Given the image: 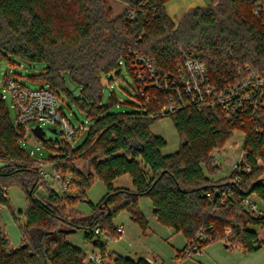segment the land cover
I'll use <instances>...</instances> for the list:
<instances>
[{
  "label": "trees",
  "instance_id": "trees-1",
  "mask_svg": "<svg viewBox=\"0 0 264 264\" xmlns=\"http://www.w3.org/2000/svg\"><path fill=\"white\" fill-rule=\"evenodd\" d=\"M112 1L0 0V60L11 63L17 57L44 63V70L29 78L39 87L48 86L57 97L60 91L70 93L66 78H71L81 89L74 101L89 121L87 137L78 146L36 137L55 150L42 161L21 145L25 131L11 119L3 97L9 75L0 78V205L9 206L7 188L13 184L30 198L19 245L11 244L0 225V264H95L68 241L63 225L75 231L83 228L102 253V264H154L108 253L101 241L103 233L109 238L117 235L113 220L123 209L146 231L140 196L151 198L160 223L186 237L176 255L179 261L220 240L227 247L241 243L249 251L263 248L264 210H252L244 201L254 195L264 202V111L240 121L228 120L221 109L206 105H189L167 114L179 133L180 146L165 155L167 140L151 130L161 117L153 115L164 107V92L148 88L139 93L131 55L149 57L162 76L175 75L185 55H197L216 89L250 71L262 73L264 28L253 13L260 0H210L207 6L188 9L178 22L166 10L169 0H125L129 7L120 14L114 13ZM131 8L133 19L128 14ZM122 64L136 83L140 110L114 111L119 101L113 91L109 102H103V78ZM61 112L65 115L62 108ZM238 130L246 134L243 149L252 169L217 180L210 176L220 168L213 151L222 150ZM81 160L89 161L93 171L84 175L76 168ZM39 162L50 163L54 172L63 175L75 173L78 194L60 195L51 189L46 197L36 198L37 187H47ZM94 174L105 181L107 193L93 204L90 215L78 214L72 205L86 195ZM125 174L132 178L133 189L115 186ZM224 188L234 196L223 198ZM97 227L102 233L95 232Z\"/></svg>",
  "mask_w": 264,
  "mask_h": 264
},
{
  "label": "rangeland",
  "instance_id": "rangeland-1",
  "mask_svg": "<svg viewBox=\"0 0 264 264\" xmlns=\"http://www.w3.org/2000/svg\"><path fill=\"white\" fill-rule=\"evenodd\" d=\"M210 0H169L166 4V10L168 14L178 22V19L190 8L207 6ZM128 2L125 0H113L112 7L115 14L122 13L128 6ZM46 65L40 62L29 63L17 57H13L11 63L6 58L0 60V78L3 81L7 75H11L16 78H20L24 84L29 87L36 88L40 85L29 78L33 74H38L44 70ZM121 74H117V72ZM103 102H109V95L113 91L119 101L118 106H113L114 111L126 110L137 111L142 107L139 106L141 101L137 102L136 96V83L133 76L128 71L124 64L121 65L110 75H106L103 78ZM66 85L70 91H60L58 96L59 105L62 108L63 113L73 126L79 128L82 123L87 121L86 113L83 112L78 105H76L74 98L81 96V89L71 78H66ZM135 101L139 104H133ZM6 106L9 110L11 119L17 121V110L13 106V102L10 95L6 96ZM37 126L36 124L31 127ZM45 139L47 142H62L69 139L63 135L58 123H49L42 125ZM56 129V131H54ZM151 130L157 135L163 136L167 140V145L163 149V154L168 155L178 150L180 146V136L174 125V121L170 116H161L155 120L151 125ZM238 131H236L233 137L226 143L225 147L215 154L217 163L220 164V168L217 172L210 174L215 179H222L230 176L233 172L232 162L238 158V155L242 149V142L236 137ZM87 137V130L79 131L75 137L70 141L73 146L82 144ZM21 145L28 150L36 154V157L42 161L49 159L51 155L55 154L53 148H49L46 145L39 143L35 137L30 133L25 135V138L21 140ZM39 147V148H38ZM78 168L84 175L93 171V168L89 161L81 160L76 163ZM44 170L47 171L52 177L55 172L50 163L44 164ZM208 174V173H207ZM73 178V181L69 189H64L62 185L53 178H45L47 187L39 186L34 192L36 198L46 197L49 190L54 189L56 193L60 195H77L78 181L77 175L67 174ZM80 178V177H79ZM53 186V187H52ZM116 187H125L133 189L132 178L129 174L122 175L115 181ZM107 193V186L105 181L98 175H93L92 184L88 187L86 195L83 198H78L73 203V210L78 214L90 215L93 212V204L97 205L99 201ZM7 196L9 198V206L0 205V225L4 232L7 234L12 245H19L21 238V228L25 222L26 211L30 205V198L27 192L17 184L10 185L7 188ZM257 210H264V202L257 196L253 197ZM138 204L141 212L148 221L147 231H144L142 226L133 219L132 214L127 210H121L113 220V224L124 223L125 232L124 239L108 237L105 233L101 235V241L106 244L108 253H121L127 254L135 250L137 247H144L148 249L152 254L158 257L163 264H264V247L257 250H246L243 244H233L227 247L225 241H216L208 244L202 250V252L190 256L180 262L177 259L178 249L182 250L186 244V237L182 232H176L172 227L163 225L158 221L153 211V203L150 197L140 196ZM15 213V217L13 215ZM61 228L69 230L67 226L63 225ZM261 237L264 239V231L260 232ZM67 239L72 244L82 248L87 254L92 250L93 243L89 241L85 236V230L83 228L78 229L75 232L69 233ZM22 240V238H21ZM108 264H113L111 261Z\"/></svg>",
  "mask_w": 264,
  "mask_h": 264
},
{
  "label": "built area",
  "instance_id": "built-area-1",
  "mask_svg": "<svg viewBox=\"0 0 264 264\" xmlns=\"http://www.w3.org/2000/svg\"><path fill=\"white\" fill-rule=\"evenodd\" d=\"M127 5L129 7V4ZM253 13L259 18L264 28V0L257 2ZM128 14L133 19L135 9H129ZM131 55L134 57L132 65L136 69L139 80V93L143 94L148 88H156L164 92V107L153 116L173 114L189 105L217 107L221 109L228 120L232 121L247 119L251 114L264 111V72L250 71L243 78L216 89L211 84V77L206 66L197 55H185L177 68V73L169 76L160 75L151 59L146 55L142 53H132ZM247 69L250 70V68ZM3 93L4 98L7 94L10 95L13 106L17 110L16 124L24 129L25 135L30 133L35 139L36 135L31 127L34 124L42 127L44 124L58 123L61 132L69 139V142L77 132L85 131L89 126L88 120L82 123L79 128L73 126L67 117L62 114L58 97L48 86L32 88L24 84L20 78L9 75L4 80ZM218 152V149L214 150L213 155ZM31 154L36 156L33 152ZM258 161L261 162L260 159ZM39 167L40 174L43 177L53 178L64 189L70 188L73 180L71 176L55 172L52 177L44 170L43 162H39ZM232 168L233 171L238 172L252 169V163L247 160L243 147L238 158L232 162ZM235 177L238 179L237 175ZM227 195L233 197L234 192L231 189L224 188L222 197L225 198ZM244 204L250 206L252 210H257L252 197L246 198ZM95 232L102 233L101 228L97 227ZM116 232L117 235L113 237L121 238L125 232L124 225H118ZM229 232L228 229L227 233ZM199 236L204 237L202 230L199 232ZM194 248L196 249L197 246H194ZM88 259L95 264H102L105 261L101 252L89 253Z\"/></svg>",
  "mask_w": 264,
  "mask_h": 264
},
{
  "label": "crops",
  "instance_id": "crops-1",
  "mask_svg": "<svg viewBox=\"0 0 264 264\" xmlns=\"http://www.w3.org/2000/svg\"><path fill=\"white\" fill-rule=\"evenodd\" d=\"M239 141H241L242 142V146H243V143H244V138H245V133L243 132V131H241V130H238V135H237V137H236ZM120 178V177H119ZM118 179V178H117ZM117 181V180H116ZM254 199V198H253ZM255 201V200H254ZM256 203V202H255ZM256 206H257V204H256ZM157 218V217H156ZM120 224H122V225H124V223H119V224H117L116 226H118V225H120ZM149 225V224H148ZM150 228L148 227L147 229H146V231L147 230H149ZM21 238H22V236H21ZM21 238H20V242H21ZM121 239H124V234L122 235V237H121ZM184 248V247H183ZM181 250V249H180ZM179 249H178V251H180ZM177 251V252H178ZM98 252H100L99 251V248L98 247H95L94 245H93V247H92V250L90 251V252H88V254L87 255H89V253H98ZM176 252V253H177ZM115 254H118V253H116V252H114ZM119 255H121V256H123V257H129V258H132V259H134V260H138L139 258H145L147 261H149L150 263H154V264H163V261H161L160 259H158V257L157 256H155L154 254H152L148 249H146V248H144V247H141V248H139V247H137L135 250H133V251H131V252H127V254H121V253H119ZM183 261V260H182ZM182 261H180V262H182ZM111 263H113L112 261H111Z\"/></svg>",
  "mask_w": 264,
  "mask_h": 264
},
{
  "label": "water",
  "instance_id": "water-1",
  "mask_svg": "<svg viewBox=\"0 0 264 264\" xmlns=\"http://www.w3.org/2000/svg\"><path fill=\"white\" fill-rule=\"evenodd\" d=\"M54 131H56V129H54ZM33 132L36 135V137H38L40 140H42V141L46 140L45 139V134L43 132V128L40 125H37V126L33 127ZM74 231H75V229L65 230V232L67 234L72 233Z\"/></svg>",
  "mask_w": 264,
  "mask_h": 264
}]
</instances>
